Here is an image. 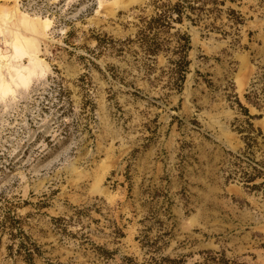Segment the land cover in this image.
Returning <instances> with one entry per match:
<instances>
[{"label":"rangeland","instance_id":"374dc122","mask_svg":"<svg viewBox=\"0 0 264 264\" xmlns=\"http://www.w3.org/2000/svg\"><path fill=\"white\" fill-rule=\"evenodd\" d=\"M176 1L0 0V264H264V196L226 180L239 129L264 131V0H207L176 25L181 91L164 54L148 73L138 46L98 48ZM251 152L247 170L264 132Z\"/></svg>","mask_w":264,"mask_h":264},{"label":"trees","instance_id":"16d2710c","mask_svg":"<svg viewBox=\"0 0 264 264\" xmlns=\"http://www.w3.org/2000/svg\"><path fill=\"white\" fill-rule=\"evenodd\" d=\"M213 2L217 3L216 0ZM207 3V0H178L174 3H163L161 6H157L153 15L140 19L139 30L134 38L114 40L110 37L97 36L98 48L103 50L111 49L113 52L125 54L133 46H138L139 50H133V52L137 56L140 55V60L147 68L148 73L155 69L158 56L164 54L170 63L168 71L169 86L181 91L189 72L191 36L188 31L182 30L180 27L177 28L176 25L183 24L185 19L193 24H198L203 19ZM231 11L234 12V10ZM236 22H238V19ZM244 109L247 111L246 108ZM246 114L248 119L252 118L250 114ZM249 124L251 131H246L244 130L245 128L239 129L241 133L247 132L244 136L246 149L240 154H232L233 160L230 164L233 169L230 170L226 180H234L239 177L247 188L264 196V160L257 162V165H261V168L255 165L250 170H247L243 166L246 162L244 156H247V154L252 155L253 144L256 143L258 136L263 135L264 132L260 128L255 130L252 127V123L249 122ZM258 179L262 180L256 182ZM14 221L18 222L20 220L15 218ZM15 229L17 230L16 233L13 232L15 236H26L21 225H15ZM19 246L26 249L27 256L32 261L35 252L34 248L28 247L24 239H20ZM206 261L207 263L231 264L223 253L220 257L212 255ZM148 264H185V261L182 258L162 257L161 259L151 258Z\"/></svg>","mask_w":264,"mask_h":264},{"label":"bare ground","instance_id":"6f19581e","mask_svg":"<svg viewBox=\"0 0 264 264\" xmlns=\"http://www.w3.org/2000/svg\"><path fill=\"white\" fill-rule=\"evenodd\" d=\"M8 16H9V15H8ZM17 26H18V25H17ZM34 26H35V25H34ZM34 26H33V27H34ZM33 27H32V26H29V27H27V28H33ZM2 32H3V31H2ZM24 42H25V41H24ZM7 44H8V43H7ZM10 44H11V43H10ZM24 44H25V43H24ZM9 49H10V48H9ZM2 58H4L3 55H2V57H1V59H2ZM5 59H6V58H5ZM2 61H4V64H2L1 67H4V66H5V67H9V66H10L9 68H13V67H14V65H13V60H11V58H8V59H6V60H3V59H2ZM15 64H16V63H15ZM29 68H30V67H29ZM1 69H2V68H1ZM18 69H19V68H18ZM3 72H4V71H3ZM7 74H8V73H7ZM7 74H6V75H7ZM9 75L11 76V78H13V76H14V74H12V73H10ZM3 76H4V75H3ZM1 79H2V78H1ZM3 82H4V81H3ZM5 88H6V87H5ZM8 89H9V88H8ZM1 90H2V88H1ZM9 90H10V89H9ZM6 91H7V90H6ZM7 93H8V91H7ZM11 95H12V94H11Z\"/></svg>","mask_w":264,"mask_h":264}]
</instances>
